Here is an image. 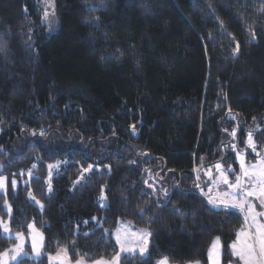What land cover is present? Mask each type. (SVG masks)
Masks as SVG:
<instances>
[{
	"label": "trees",
	"instance_id": "obj_1",
	"mask_svg": "<svg viewBox=\"0 0 264 264\" xmlns=\"http://www.w3.org/2000/svg\"><path fill=\"white\" fill-rule=\"evenodd\" d=\"M43 12L37 0H0L10 48L0 57V218L13 233L35 223L45 240L42 259L18 264H49L65 247L73 262L109 260L120 221L153 233L150 255L120 264H209L217 236L223 264L235 261L243 215L210 210L194 184L199 174L207 192L203 170L234 160L231 145L246 148L250 132L264 152V0H55L53 32ZM59 161L49 193L47 166ZM161 189L170 203L157 208ZM15 244L0 231V252Z\"/></svg>",
	"mask_w": 264,
	"mask_h": 264
},
{
	"label": "snow or ice",
	"instance_id": "obj_2",
	"mask_svg": "<svg viewBox=\"0 0 264 264\" xmlns=\"http://www.w3.org/2000/svg\"><path fill=\"white\" fill-rule=\"evenodd\" d=\"M100 4L106 7V0H100ZM50 7L53 8V11L50 13L47 9L43 12V21L46 22L51 30L52 27L56 24L55 19V9L54 4H50ZM89 10H97L95 8H91ZM52 19H49V17ZM88 23H92L94 27L99 28V21H88ZM220 27L223 28V23L221 22ZM250 34L254 37L255 33L250 30ZM31 37H29V40ZM28 47H31V44H28ZM236 50H239V45L237 44ZM10 52L9 41L5 39L3 33H0V57L7 58ZM255 119V118H254ZM227 131V130H226ZM43 135V133H41ZM231 136L235 138L236 131L235 129L231 132ZM246 147L250 148L253 153L256 154L259 159L256 163L246 166L245 162V153L242 151H238L236 149V145L232 144L231 148L233 151H236L237 159L239 160L240 168L239 173L234 176V179H230L229 174L234 172V170L229 165L227 168L224 167L221 163H216L213 167L216 171V176L213 178L211 169H209L205 175L209 177V180L212 181V185L208 186V192H204L203 188H201L200 176L199 174L196 177V182L194 184L195 188L200 189L201 195L207 197V204L211 206L212 211L220 212L227 211L230 209H238L240 212L244 213V222L246 227H241L235 235L236 240L229 246L231 249V256L236 258V264H264V211H257L256 205L250 200V197L255 198L259 201V206L261 209H264V152L257 151V143L253 139L252 133H248V139L246 142ZM131 163H135L132 161ZM36 165H33L35 168ZM48 182L47 188L48 192L51 193L53 191L51 178H52V169L59 167L58 164H49L48 166ZM93 170V166L90 164L87 168H84V172H90ZM195 171V170H194ZM28 175L32 176V171L29 170ZM84 179V176L81 175L76 183H79V180ZM148 188L153 189V193H155V187L153 184H150L147 180L144 181ZM219 183L227 186L226 191L216 192L215 195H210L213 191V186H218ZM6 178L0 177V189H6ZM11 187L16 188V181L13 180L11 182ZM178 187V186H177ZM164 199H160L157 197L155 203L157 208L163 206L167 207L168 203H170V194L167 189L160 190ZM29 198L34 201L36 204L40 205L41 209H43V204L40 203L36 197L29 192ZM100 201H106V196L103 191L100 195ZM7 203V202H5ZM101 207H107L106 203H101ZM148 209L141 208L139 210V215L143 218L145 212ZM175 212L179 213L181 210L179 208L174 209ZM9 215L11 214V206H8ZM96 220L95 217L92 218ZM150 221L155 220V216L149 218ZM87 223V221H85ZM97 226L101 225L97 222ZM28 229L31 230L32 233V250L35 252L37 256L40 255L38 244L39 240H42L43 234L39 233L35 228V223L28 224ZM0 230L2 233L7 234L8 239H12V233L10 224L0 219ZM105 232L108 230L105 229ZM127 231V229H125ZM87 235V233H85ZM153 235L152 232L147 231L146 229H140L135 233H131V236L136 237V243L138 245L137 248L128 247L129 240L126 237H122L120 234V229H117L115 234L116 243L120 246V251L117 252L114 256H112L109 260H105L102 257L100 259L91 260V264H119L121 259V253L129 252L134 255H139L140 257H144L146 253H149L148 243L149 238ZM24 239V234L22 232L17 231L15 233V240L17 242L22 241ZM224 248V245L221 244V238L219 236L215 237L210 245L208 251V260L210 264H221L220 256L221 251ZM64 256L67 257V248L62 249ZM15 253V254H13ZM27 253L23 251V245L21 243H16L12 249L6 250L4 252H0V264H10L11 261H16L18 256H26ZM9 257V259H5ZM49 259H53L49 256ZM56 259L59 261V264H65L64 260H60V257L57 256ZM91 259V258H89ZM68 264H71L68 261ZM75 264H88V260L85 259L84 256H80L76 259ZM143 264V260L141 261ZM156 264H168V258L164 257L156 262ZM193 264H200V262L194 261ZM229 264H232V261H229Z\"/></svg>",
	"mask_w": 264,
	"mask_h": 264
},
{
	"label": "rangeland",
	"instance_id": "obj_3",
	"mask_svg": "<svg viewBox=\"0 0 264 264\" xmlns=\"http://www.w3.org/2000/svg\"><path fill=\"white\" fill-rule=\"evenodd\" d=\"M37 1H38V3L43 7L44 10L47 9L50 13L53 11V8L49 6L50 4H54V9H55V0H37ZM49 19H52V17L50 16ZM55 19H56V16H55ZM43 22H44V21H43ZM44 23L48 26V24H47L46 22H44ZM54 27H55V25L52 27L51 30H50V29H49V30H50L51 32H53V31L55 30ZM48 28H49V26H48ZM236 131H237V133H238L239 130L236 129ZM235 145H236V149H237L238 151H242V152L245 153V162H246V166L251 165V164H254V163L257 162V160L259 159V157H257L256 154L253 153V152L251 151L250 148H247V147H246V148H242V149H241V148L239 147V142H238L237 144H235ZM257 148H258V146H257ZM230 151H231V154H234L235 159L232 160V161L229 162V163H226V164H224L223 162H221V164H223L225 168H227L229 165L231 166V168L234 170V172L230 173L229 176H230V179H234V176H235L236 174L239 173L240 164H239V160L237 159V156H236V151H233L232 148H230ZM257 151H258V150H257ZM262 152H263V151H262ZM235 163L238 164V167L235 166ZM55 164H58L59 167L54 168V169L51 170L52 173H53L52 178H51V184H52V179H53L58 173H60L62 167L64 166V163H63L62 161H59V162H57V163H55ZM209 169H211L212 176H213V178H215V176H216V171H215V168H214V167L205 168V169L203 170L204 174H205ZM87 173L89 174L90 172H87ZM205 176L207 177L206 180L209 182L208 186H211V185H212V181L209 180V177H208L207 175H205ZM48 179H49V178H48ZM48 179H47V181H46V185H47ZM82 180H83V179H82ZM82 180H79V182L82 181ZM6 185H7L6 189H0V191H1L3 194H7V190H8V182H7V179H6ZM17 187H18V183L16 182V188H15V189H17ZM198 190H200V189H198ZM226 190H228V189H227V186L223 185L222 183H219L218 186H213V191H212V193H210V195H215L216 192H218V191H219V192H223V191H226ZM207 192H208V187H207ZM103 193H104V195H105V190H103ZM249 199L252 200V202L256 205V210H257V211H262V209H261L260 206H259V201H258V200H256V199L253 198V197H250ZM29 200H30L31 203L35 204L36 206H38V207L41 209L40 205L36 204V203H35L34 201H32L30 198H29ZM99 203H100V204H101V203H106V204H107V200H106V201H103V202H102V201H99ZM8 206H9V205L6 204V207H5V208H6V211H7V212H8ZM101 208H105V207H101ZM233 210H236V211L240 212L238 209H233ZM263 210H264V209H263ZM8 213H9V212H8ZM240 213H242V212H240ZM243 215H244V213H243ZM0 219H2V218H0ZM2 220H3V219H2ZM4 221L7 222V223H9V221H6V220H4ZM31 224H32V223H31ZM245 227H246V225H245ZM35 228H36V230H37L39 233H42V232H41L36 226H35ZM117 229H120V234H121L122 237H126V238L129 240V243H128L127 246H128V247H132V248H137L138 245H137V243H136V237L131 236V233H135V232H137V231L140 230V229H146L147 231H150L148 228H138V227L134 226L131 222H127V221H120ZM117 229H116L115 231L112 232V237H113V239H114L115 242H116L115 234H116V232H117ZM125 229H127V231H125ZM0 231L2 232V230H0ZM11 233H12V239L15 240V233H13L12 231H11ZM2 234H3L4 236L7 237V234H4V233H2ZM42 234H43V233H42ZM150 239H151V237L149 238L148 249H149V246H150ZM15 241H16V240H15ZM16 243H21V244L23 245V251H24V253H27V255H26V256H18L16 261H11L9 257H6L5 259H9V260H10V264H18L21 260H23V259H25V258H30V259H33V260H35V261H38V260H40V259L43 258V256H44V246H45L44 235H43L42 240H39V238H38V244L40 245V247H39L40 255H39V256H37V255L35 254V252H33V250H32V233H31V230H30V229H28V233H27V234H24V239H23L22 241H19V242L16 241ZM116 244H117V243H116ZM14 246H15V245H14ZM14 246H12L10 249H12ZM117 246H118V252H119V251H120V246H119L118 244H117ZM8 250H9V249H8ZM13 254H15V253H13ZM147 254H148V253H146L145 256H144L143 258H145V257L147 256ZM57 256L60 257V260H64V261H65V264H68V261H70L71 264H75V262H73V261L69 258L68 253H67V257L64 256V253H63L62 250H60V251H59L57 254H55V255H51V257L53 258V259H51V260H50L49 257H48L49 264H59V261L56 259ZM124 256L134 257V256H139V255H134V254L129 253V252H123V253H121V259H122V257H124ZM121 259H120V261H121ZM88 264H91V263L88 262ZM119 264H120V262H119Z\"/></svg>",
	"mask_w": 264,
	"mask_h": 264
},
{
	"label": "crops",
	"instance_id": "obj_4",
	"mask_svg": "<svg viewBox=\"0 0 264 264\" xmlns=\"http://www.w3.org/2000/svg\"><path fill=\"white\" fill-rule=\"evenodd\" d=\"M262 211H264V210L262 209ZM241 214L243 215V213H241ZM243 217H244V215H243ZM233 258L235 261H233L232 264H236V258L235 257H233ZM220 261H221V264H223V253H222V251H221ZM209 264H210V261H209ZM227 264H229V263H227Z\"/></svg>",
	"mask_w": 264,
	"mask_h": 264
}]
</instances>
